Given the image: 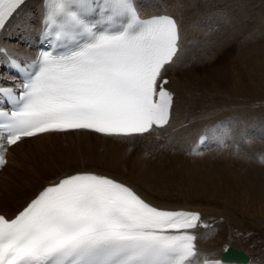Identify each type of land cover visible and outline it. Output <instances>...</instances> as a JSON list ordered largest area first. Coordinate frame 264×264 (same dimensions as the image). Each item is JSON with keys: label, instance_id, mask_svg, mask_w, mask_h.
Instances as JSON below:
<instances>
[{"label": "snow or ice", "instance_id": "snow-or-ice-1", "mask_svg": "<svg viewBox=\"0 0 264 264\" xmlns=\"http://www.w3.org/2000/svg\"><path fill=\"white\" fill-rule=\"evenodd\" d=\"M24 3L0 0V31ZM96 7L103 30L85 18ZM45 9L43 35L63 50L38 55L18 96L0 87L14 105L0 109V168L7 147L25 138L81 130L126 138L168 124L173 96L157 89L179 52L173 17L142 18L133 0H45ZM201 226L198 212L162 209L108 175L80 171L13 217L0 215V264H190Z\"/></svg>", "mask_w": 264, "mask_h": 264}, {"label": "bare ground", "instance_id": "bare-ground-1", "mask_svg": "<svg viewBox=\"0 0 264 264\" xmlns=\"http://www.w3.org/2000/svg\"><path fill=\"white\" fill-rule=\"evenodd\" d=\"M165 1H167V0H150V1H147V3L145 4L142 0H135L136 5H137V9H138L141 17H146L149 15L160 14V13H170V14H173L175 16V19H176L178 26H179V31H180L179 52H178L177 56L174 58L173 63L166 65L165 69L162 71L161 80L158 82L159 86L157 89V91H158L160 87H163L164 89L168 88V91L170 93H172V96H173L172 108H171V112H170V120H169L168 124L165 125L164 127L157 129V130L155 128H153L150 131V133L152 132V135H150L149 137H146V138H144V137L138 138L139 136L137 138H135V136L126 137V138L109 137V136H105V135L98 134L95 132L81 130V131H69V132H63V133H45V134H41L37 137L25 138L24 140L19 142L17 145L7 147V151L5 153V156L8 159V164L5 166V168H7L9 164H11V163L13 164V162L15 164L16 160H17L19 162L18 169H17L19 175H18V178H16V177L14 178V182L16 181V183L12 184L9 182V180H5V181H2L0 184V214H3L5 216L11 218L19 210H22V207L26 206V203L29 202L32 198H34V196L37 195L39 193V191H41L44 187H46L52 183L58 182L59 179L65 177L66 175L75 174V173L80 172V171H90V172H94L96 174L108 175L111 178H114L120 182H123V183L131 186L135 191H137V193L139 195L142 196V198H144L146 201H148L149 203H151L157 207H160L163 209H185V210L196 211V212L200 213L201 218H202V223L204 225H207V227L201 226V227H198L196 230H194L195 234L198 236V240L196 241V244H197V249H198L199 255L196 258H194L190 262V264H197V263L203 262L205 259H219L222 252L225 251V249L229 248V247L234 248V249H238V250L240 249V251L241 250L244 251V253H247V256L250 257L251 253H249V251H247V250H248V246L253 245V243H252V241H250L249 237L251 235L248 234L249 232L246 231L245 235L243 236V232L245 230L244 222H256V220L260 217L262 219H264V186L261 184V182H263V180H264V170H263L264 166H262V165H264L262 162L264 160L262 159L263 156H260V154L264 155V128H262L264 125H261L262 127H260L261 129H258L259 131H256V130L254 131V133H253L254 136H252L248 132L245 133L244 127H243L244 129H241V130L236 131V132L233 131V133L231 134L230 131H227V129L230 127L232 129L233 126H228L227 129H225L224 131H221V135L215 136L217 143H219V141L221 143H223V141L227 139V138H224V136H226V137L228 136V138L232 139L231 142H233L234 144L230 143L227 146H222V148H225L228 150L234 149L235 151H237V150L239 151L241 149V146H243V143L246 142L250 146L251 151H250V154L247 155L245 162L242 159L244 162V166H245L244 167V169H245L244 173L246 176H241V177L236 176V175L233 176L232 173L234 171H231L230 174L232 175V177H230L229 179L226 178L227 181L224 179L225 181L222 182L220 179V177H221L220 176L219 177L220 181L214 182V185H211V187L208 185L210 188L204 189L205 191H207L211 195V197H212V195L215 197V199H213V201L210 200L207 196H201L202 198L200 197V199H199L197 197L199 195H196V197L198 198V201H195L194 199H196V198H193V196L195 197V195L192 196V194H191L192 201L194 200L195 203H193V202L189 203L186 198L185 199L187 202L186 201L181 202V201L173 200L172 199L173 197L171 198V196H172V194H171L172 189L171 188H174L175 184L169 183L170 185L166 186V185H168L167 183L163 182L164 184H166V185H163V184H161L162 183L161 181H156V180H154L153 177H150L151 176V170L148 166H145L146 165L145 160L147 158L146 157L147 153L144 150L143 151L135 150V148H134L135 145L130 144L132 142H135L136 139H137L138 143H139V140L145 139L144 140L145 144H142V145L147 146V145H150L156 139H159V141H164L166 139V135L168 134L174 138V143H175V148H172V149L170 148L171 151L172 150L179 151V152L188 154L189 157H195V156H199V155L204 154V152H203L204 149L208 148L212 144V143H210V141L213 140V137H212V135H210L209 131H208V133L204 132V131H206L204 129L205 127L216 126V125H210L213 122L212 119H205L202 122L196 121L198 119L195 120V117L196 116L198 117V115H196L197 112H198V114L201 113L202 115H204L203 111L199 112L198 109L199 108L201 109L202 106H208L209 104H213V99L209 100L207 97L203 96V92L207 91V89L204 87L205 82L203 81V79L205 77L203 78V73L197 74V71H195V69H193V68H199L200 67V68H202L201 70L204 71V66L202 67V65L200 64V62L202 60H204V57H203L204 53L201 52L199 45L201 43L205 42V43H203L204 46H207V48H210L213 45H215V44L217 45L219 43L227 44L228 41L225 40L223 36H226L228 31L226 29H224L223 30L224 34L222 35V37L219 38L216 36L217 30H218V27H222V26H220V25H218L216 27L207 26V24H211L210 21L208 20V18H209L208 16H210V14H201L199 12L198 13H191L185 8L186 6L179 4L178 0H171L170 1L171 3L170 2L167 3ZM177 9H179V10H177ZM41 15H42V2H40L39 0H31L28 3L24 4L22 7H20L17 10V12L13 15L10 22L7 24L5 30L0 31V48H3L6 50L5 52L0 53V79H6V80L7 79H13V77L11 75L5 74V71L3 68L4 65L7 64L11 55L19 57V59L21 57L26 58V59H31L35 56V53L37 51L36 42H37V37H38L39 31H40V16ZM202 19L206 20L203 27L200 24ZM214 20H216V18ZM14 38H16L18 41L14 42V41L10 40V39L14 40ZM224 41H226V42H224ZM189 43L192 47V50H194L193 55H191L187 59L185 58V60H183V61H179V60H181L180 58L184 52L185 47L188 46ZM256 43H257V41H256ZM260 44H261V42H260ZM251 45H252V43H251ZM261 46H262V44H261ZM239 48H241V46ZM244 49H246V48H244ZM254 49H252V50H254ZM188 50H190V48H188ZM246 50L247 51L249 50V52H250V49H246ZM253 52H254L253 53V62L256 61L255 65H254V69L256 70V72L254 71L255 73L254 72L253 73L256 74V78L259 79L257 81V83L259 85H255V87H253L252 92L257 93V91H254V90H257V88L259 87V91H260V89L264 87V50L263 49H261L259 51L254 50ZM196 53H199L198 57L194 56V54H196ZM187 61H190L191 64H186ZM247 62H248V60H247ZM241 63H242V61H241ZM2 64H3V67L1 66ZM192 64L193 65L198 64V66H194L192 68V66H193ZM183 66H185V67H183ZM252 68H253V66H252ZM222 69H223V67H222ZM175 70H177V71L180 70L182 73L181 76L175 75V73H174ZM250 72L252 73V71H250ZM168 75L170 78L168 77L167 83H164L163 79H164V77H167ZM244 76H245V74H244ZM215 80H217V79H215ZM232 83H233V81H232ZM235 83H237V82H235ZM206 85H207V82H206ZM248 88H249V86H248ZM261 91L264 92V89L263 90L261 89ZM218 92H219V89H218ZM223 93H225V91ZM226 93H228V92H226ZM261 94L263 95L262 92H261ZM211 95H213V94H211ZM219 95H221V94H219ZM223 95H225V94H223ZM219 97H220V99H223V98H221V96H219ZM236 97H238V96H236ZM257 97L260 98V96H258V95H257ZM227 98H228V96L226 97V99ZM230 99H231V97H230ZM233 99H234V97H233ZM262 99H264V98H262ZM215 100H219V99L217 98ZM242 100H243V98H242ZM257 100L258 99H256L255 103H257ZM248 101L246 103H248ZM231 102L229 101V103H231ZM249 102H251V101H249ZM260 102H259V104L263 103V102H261V103ZM243 103H244V100H243ZM243 103L241 102V104H242L241 106H245V104H243ZM234 104H235V102H234ZM237 104H238V102H237ZM215 105L219 107V105H217V104H215ZM220 105L222 106V103ZM232 105H233V102H232V104H230V106H232ZM221 106L219 107L220 109L222 108ZM226 106L228 107V105H226ZM230 106H229V109L233 110L232 109L233 107L230 108ZM237 106H239V105H237ZM253 107L256 109V106H253ZM204 108L205 107H203L201 110H203ZM226 108L224 107V109H226ZM260 108H261V105H260ZM250 109H252V107ZM204 110H206V109H204ZM245 110L248 112V107H247V109L245 108ZM261 110H263V108H261ZM261 110H258V111L261 112ZM218 111H219V109H218ZM258 111H256L257 113L255 112L256 115L259 113ZM215 112H217V110ZM262 112H264V110ZM205 113L208 114L210 112L208 111ZM210 114H212V111ZM210 114H208V115L210 116ZM215 115H216V113H215ZM259 115H260V113H259ZM201 118H202V116H201ZM208 118H210V117H208ZM190 123L194 124L193 130L190 127H188L190 125ZM244 126H247V125H244ZM188 132H192V134L188 133ZM202 133L207 134V136H208L207 141L204 144L200 145L201 147H196V142L198 144H200L199 138L202 135ZM249 134H250V136H249ZM191 135L194 138H191ZM140 137H142V136H140ZM238 141H241V142L239 144H237ZM189 143H191L190 146H189ZM162 145L166 146L163 143H162ZM220 146H221V144H220ZM216 148H218V147H216ZM158 150H160V149H158V147L153 149V150H150L152 152H150L149 154H151L155 151H158ZM259 151H261L260 154H259ZM45 152L61 153V154L64 153V155L66 152H68V156L73 157L75 160H78V161L79 160H86L87 162L98 163L99 165L107 167L110 170V172L97 170V169L92 168V167H81L79 164L78 165L76 164L77 166L70 167V168L64 169V170L59 171V172H55V174H53L49 177H46V178L41 177V178H35L34 179V174H31L33 178L31 177V175L29 176L28 172L24 168L23 163L24 162H25V164L27 163L28 160L26 159V157L29 154H32V153H41L42 154ZM134 152H137L138 154H136ZM35 158H37V157H35ZM173 159H174V157H173ZM169 160H170V158H169ZM178 160H180V157ZM173 161L177 162L175 159ZM237 162H235V163H237ZM159 163H160V161H159ZM161 163H163V162L161 161ZM161 163L159 165L160 167L163 165ZM230 164H232V163H230ZM170 165H171L170 167L174 166L173 168H175V166H176V165H173L171 163H170ZM182 165L184 166V164H182ZM191 165L189 166V168L191 167ZM216 165H218V164H216ZM170 167L167 168L168 171L170 170ZM5 168L3 169V171L5 170ZM124 168H126V169H124ZM183 168L184 167H182L181 169L183 170ZM186 168H187V166H186ZM215 168L216 167H214V169ZM163 169L161 168V170L163 172H166V169L165 170H163ZM181 169H178L179 171L177 170L180 174L182 173ZM34 170H35V168H34ZM180 170H181V172H180ZM192 170H193V168H192ZM194 170H196V169H194ZM199 170H202V169L199 168ZM223 170H226V169H223ZM159 171H160V169H159ZM171 171H172V169L170 170V172ZM185 171L187 172L186 169H185ZM203 171H204V176H206L207 173L205 174L204 169H203ZM203 171H198V172H203ZM212 171H213V169H212ZM212 171H211V173H212ZM242 171H243V169H242ZM33 172H35V171H33ZM37 172H38V170H36L35 173H37ZM163 172H162V174H163ZM173 172H174V175H176L175 177L180 175V174H177L176 171H172V174H170L168 172L167 175L170 174L171 176L170 175L169 176L172 178ZM195 172H194V174L193 173L192 174L195 175L196 174ZM218 172H219V170H218ZM225 172H228V171H225ZM222 173L224 174V172H222ZM187 174L188 173H186L185 174L186 177L183 176V178H187V179L190 178V180L193 181V178H192L193 175H190L188 178ZM201 174H203V173H201ZM212 174H211V178L214 174H218V173H214L213 175ZM225 174L229 175L228 173H225ZM200 175H198L199 178H200ZM164 177H166V176L164 175ZM166 178L164 180H166ZM183 178H181V179H183ZM213 178L215 179V175L213 176ZM177 179H175V180L178 182ZM216 179H217V177H216ZM170 180L172 181V179H170ZM167 181H169V180H167ZM183 181H185V179ZM207 181H209V180H207ZM18 182H20V184H18ZM182 182L180 184H182ZM209 182H212V181H209ZM189 183H187L188 185L186 184L185 187L183 186L184 189L185 188L187 189V191L185 190L186 191L185 197H187V198H188L187 192H189L191 189L196 188V185L193 186V185H191V183L190 184ZM192 183H194V181ZM199 183L201 184V180ZM173 184H174V186H173ZM177 185H179V183ZM177 185H176V187H177ZM170 186H172V187L170 188ZM180 186H181V188H183L182 185H180ZM178 188H179V186H178ZM181 188H179V189H181ZM204 188H205V186H204ZM174 190H175V188H174ZM201 190H203V189H201ZM197 191H199V190H197ZM202 192L204 193V191H202ZM185 199H183V200H185ZM258 234L259 233H257L256 235L258 236ZM261 235H263V234H261ZM263 236H261V237L264 238ZM256 245H257V243H256ZM262 246H264V244ZM253 247L255 248V246H253ZM260 248H261V246H260ZM255 249H258V248L256 247ZM257 251H259V249ZM262 257H263V253L260 252V253H258L257 258H251L250 257L246 263H238V262L237 263H233V262L227 263V262H225L224 264H253V260L264 261Z\"/></svg>", "mask_w": 264, "mask_h": 264}, {"label": "rangeland", "instance_id": "rangeland-1", "mask_svg": "<svg viewBox=\"0 0 264 264\" xmlns=\"http://www.w3.org/2000/svg\"><path fill=\"white\" fill-rule=\"evenodd\" d=\"M142 1L146 4L147 1H150V0H146V1L142 0ZM170 1L171 0H167L165 2L169 3ZM178 1H179L178 2L179 4L186 6L185 8L191 13H198L199 12L201 14H210V16H208L209 17L208 20L210 21L211 24L206 23L207 26H212V27H216L218 25L222 26V27H218L217 35H216L217 37H219V38L222 37V35L224 34V32H223L224 29H226L228 31L226 36H223L224 39L228 41L227 44L219 43L217 45L216 44L213 45L210 48H207V46H204L203 43H205V42H203L199 45L201 52L204 53L203 54L204 60H202L200 62L202 67L204 66V71L201 70L202 68H200V67L199 68H193L194 66H198V64L197 65L192 64L193 66L191 65L192 68L195 69V71H197V74L203 73V78L204 77L206 78V79L204 78L203 81L205 82L204 87L207 89V91L203 92V96L207 97L209 100L213 99V104H209L208 106H202V108L205 107L204 109H206V110H204V109L201 110L202 108L201 109L199 108L200 110L198 109L199 112L203 111L204 115L206 114L205 112H208V111L210 113L212 111V114L208 113V114H210V116L208 114H206L204 116L201 113L198 114V112H197L196 115H198L199 118L197 116L195 117V120L198 119V120H196L198 122H202L205 119H212L213 122L210 125H216L214 127L207 126L204 128L206 131H209L210 135H212L213 140L210 141V143H212V144L208 148L204 149V151H203L204 154L199 155V156H195V157H189L188 154L182 153L179 151H174V150L171 151L170 148L171 149L175 148V143H174V138L168 134L166 135V139L164 141H159V139H156L150 145H147V146L142 145V144H145V141H144L145 139L139 140V143L136 139L135 142H132L130 144L135 145V147H134L135 150H141V151L144 150L147 153L146 154L147 158L145 160V163H146L145 166H148L151 170V176L150 177H153L154 180H156V181H161L162 182L161 184H163V185H166L164 183H167L168 185H166V186H169L170 185L169 183L175 184V186L173 184L175 190H174V188H171L172 186H170V188L172 189V193H171L172 196L171 195L170 196H171V198L173 197L172 198L173 200L182 202V201H186V199H187V201L189 203H192V202L195 203V201H198V198L200 199L201 196H207L210 200L213 201V199H215V197L213 195L211 197V195L207 191H205L204 189L210 188L211 185H214V182H218V181H220V179L222 182H224L226 180V178L229 179L230 177H232V175L233 176L236 175L239 177L246 176L244 173L245 172L244 171L245 170L244 169V167H245L244 162H245L247 155H249L250 151H251L250 146L246 142L243 143V146H241V149L239 151L238 150L235 151L234 149L228 150V149L222 148V146H227L230 143L234 144L233 142H231L232 139L228 138V136L227 137L224 136V138H227V139L224 140L223 143H221L220 141H219V143H217L215 136L221 135V131H224L225 129H227L228 126H233V128H232L233 130L231 129V127L227 129V131H230L231 134L233 133V131L236 132V131H239V130L245 128L244 129L245 133L248 132L252 136H254L253 135L254 131L255 130L259 131L258 129H261L260 128V127H262L261 125H264V112H262L264 110V99H262V98H264V92L261 91V89L263 90L264 87L261 88L260 91H259V87L257 88V90H254V91H257V93L252 92L253 87H255V85H259L257 83V81L259 79L256 78V74H254L256 72V70L254 69V65H255L256 61L253 62V53H254L253 51L254 50L259 51L261 49L264 50V44H263L264 43V0H178ZM177 10H179V9H177ZM215 18H216V20H214ZM205 22H206V20L202 19V21L200 23L202 27L204 26ZM10 40L14 41V42L18 41L16 38H14V40H12V39H10ZM256 41L258 44L256 43ZM224 42H226V41H224ZM260 42H261L262 46H261ZM251 43H252V45H251ZM240 46H241V48H239ZM253 47L254 48L256 47V48L254 49ZM188 48H190V50H188ZM244 48L250 49V52H249V50L247 51ZM252 49H254V50H252ZM193 53H194V50H192V47L189 43L188 46L185 47L184 52L180 58L181 60H179V61H183V60H185V58L187 59L188 57L193 55ZM198 55H199V53L194 54L195 57H198ZM247 60H248V62H247ZM241 61H242V63H241ZM186 64H191V63H190V61H187ZM252 66H253V68H252ZM183 67H185V66H183ZM222 67L224 70L222 69ZM250 71H252V73ZM174 73L177 76H181V74H182L180 70L179 71L175 70ZM244 74L246 77L247 76L248 77L246 78L244 76ZM214 78L217 80H215ZM232 81H233V83H232ZM234 81L237 83H235ZM206 82H207V85H206ZM248 86H249V88H248ZM218 89H219V92H218ZM224 91H225V93H223ZM226 92H228V93H226ZM261 92L263 93V95L261 94ZM211 94H213V95H211ZM219 94H221V95H219ZM223 94H225V95H223ZM257 95L260 96V98L261 97L262 98L261 99L258 98ZM219 96H221V98H223V99H220ZM225 96L226 97L228 96V98H227L228 100L226 99ZM236 96H238L239 98ZM230 97H231V99H230ZM233 97H234V99H233ZM217 98L219 100H215ZM242 98L244 100V103H243ZM246 98L251 102H249ZM256 99H258L257 103H255ZM229 101L233 102L232 106H230V104H232V102L229 103ZM247 101L249 104L246 103ZM260 101L263 103L259 104ZM234 102H235V104H234ZM237 102H238V104H237ZM241 102L243 104H245V106H241L242 105ZM221 103H222V106L220 105ZM215 104L219 105V107L221 106L222 110L218 106H216ZM225 104L228 105V107ZM237 105H239L240 107ZM260 105H261V108H263V110H261ZM229 106H230V108L233 107L232 108L233 110L229 109ZM253 106H256L257 110ZM224 107L225 108L227 107V108L224 109ZM247 107H248V112L245 110V108L247 109ZM251 107H252V109H250ZM218 109L220 112L218 111ZM216 110H217V112H215ZM258 110H261V112ZM256 111H258L260 113V115H259V113L256 115L255 114ZM215 113H216V115L217 114L218 115L216 116ZM201 116H202V118H201ZM207 116L210 118H208ZM193 125L194 124L190 123V125L188 127H190L193 130ZM244 125H247V126H244ZM262 128H264V126ZM188 133L192 134V132H188ZM250 134H249V136H250ZM191 138H194V137H192V135H191ZM240 142L241 141H238L237 144H239ZM162 143L166 146H163ZM220 144H221V146H220ZM190 145H191V143H189V146ZM157 147L160 150L149 154L150 152H152L150 150H153ZM216 147H218V148H216ZM260 152L261 151H259V154H260ZM134 153L138 154L137 152H134ZM60 154L61 153H52V152H45L42 154L41 153L29 154L26 157V159L28 160L27 163L26 164H25V162L23 163L24 168L28 172L29 176L31 174H34V179L35 178H41V177L42 178L49 177V176L55 174V172H59V171H62L64 169L77 166L78 164L81 167H92V168H95L97 170L110 172V170L107 167L99 165L98 163L87 162L86 160H79V161L75 160L73 157L68 156V152H66L65 155H64V153H62L61 155ZM260 156H263V158H264L263 154H260ZM35 157H37V158H35ZM173 157L177 162L173 161L174 160ZM179 157H180V160H178ZM169 158H170V160H169ZM242 159L244 160V162ZM159 161H160V163H161V161L163 162V163H161V164H163L161 167L159 166L160 165ZM235 162H237V163H235ZM262 162L264 164V161H262ZM170 163L173 165H176L175 168H173L174 166L170 167L171 166ZM230 163H232V164H230ZM18 164H19V162L16 160L15 164H14V162H13V164L12 163L9 164L8 167L5 168V170L1 172L0 184L2 181H5V180H9V182L12 184L16 183V181L14 182V178L15 177L18 178V175H19V173L17 171ZM182 164H184V166ZM189 164L190 165L192 164L190 168H189V166H190ZM216 164H218V165H216ZM186 166L188 169L186 168ZM262 166H264V165H262ZM169 167H170V170L172 169V171H176L177 174H180L178 172L179 171L178 169H181L182 167H184L187 170V172L183 168V170L181 169L182 173L180 175L175 177L176 175H174V172H173L174 176L172 175V178H171L170 174H172V171L170 172V170L169 171L167 170V168H169ZM214 167H216V168L214 169ZM34 168H35V170H34ZM161 168L162 169L164 168L163 170L166 169V172H163L161 170ZM192 168H193V170H192ZM199 168L202 170H199ZM211 168L213 169V171ZM124 169H126V168H124ZM159 169H160V171H159ZM194 169H196L197 171ZM203 169L205 170V174L207 173L206 176H204ZM223 169H226V170H223ZM242 169H243V171H242ZM36 170H38L37 173H35ZM181 170H180V172H181ZM210 170L212 171L213 174L218 173V174H214L215 179L213 178L214 175L211 173ZM218 170L220 173L218 172ZM263 170H264V167H263ZM33 171H35V172H33ZM161 171L163 172V174ZM167 171L170 173L169 174L170 176L167 175L168 174ZM198 171H203V172H198ZM225 171H228V172H225ZM231 171H234L232 173V175L230 174ZM194 172L196 173L195 175H193ZM222 172H224V174ZM186 173H188L187 174L188 178L190 175H193L192 178H193V181L195 184L192 183L193 181H191L190 178L189 179L183 178V176L186 177V175H185ZM201 173H203V174H201ZM210 173L213 175L212 178H211ZM225 173H228L229 175H227ZM197 174L198 175L201 174L200 178ZM164 175L167 178L164 177ZM222 175L223 176L225 175V176L223 177ZM31 177H32V175H31ZM216 177H217V179H216ZM219 177H220V179H219ZM165 178H166V180H164ZM181 178H183V179H181ZM170 179H172V181ZM175 179H177L178 182ZM184 179H185V181H183ZM167 180H169V181H167ZM200 180H201V184L199 183ZM207 180L212 181V182H209ZM181 182H182V184H180ZM189 182L193 186L196 185V188L191 189L189 192H187V196H188V198H187V197H185L187 189L186 188L184 189V187ZM178 183H179V185H177ZM18 184H20V182H18ZM261 184L264 186V180H263V182H261ZM176 185H177V187H176ZM180 185H182V187L183 186L184 187L181 188ZM178 186L182 190L179 189ZM204 186H205V188H204ZM201 189H203V190H201ZM197 190H199V191H197ZM202 191H204V193ZM191 194H192V196L195 195V197L193 196V198H196V199H194L195 201L194 200L192 201ZM196 195H199V196H197L198 198L196 197ZM183 199H185V200H183ZM256 222H244L245 230L243 232V236L245 235L246 231L249 232L248 234L251 235L249 238H250V241H252L253 245H249L248 250H247V251H249V253H251L250 257L251 258H257L258 253L261 252V253H263L262 258L264 260V250H263L264 246H262L264 244V238L261 237L264 235V219H262L260 217L256 220ZM257 233H259L258 236L256 235ZM261 234H263V235H261ZM256 243H257V245H256ZM253 246H255V248L257 247L259 249V251H257L258 249H255ZM260 246L262 249L260 248ZM242 252L244 253V251H242ZM245 254L247 255V253H245ZM263 262L264 261L253 260V264H262Z\"/></svg>", "mask_w": 264, "mask_h": 264}, {"label": "water", "instance_id": "water-1", "mask_svg": "<svg viewBox=\"0 0 264 264\" xmlns=\"http://www.w3.org/2000/svg\"><path fill=\"white\" fill-rule=\"evenodd\" d=\"M222 257L226 261H235L239 263H245L248 261V257L245 253L231 247L227 248V251L223 252Z\"/></svg>", "mask_w": 264, "mask_h": 264}]
</instances>
